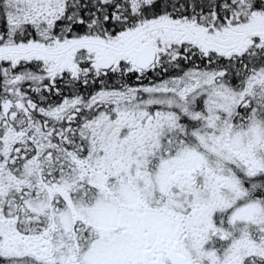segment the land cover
<instances>
[{
    "label": "snow or ice",
    "instance_id": "snow-or-ice-1",
    "mask_svg": "<svg viewBox=\"0 0 264 264\" xmlns=\"http://www.w3.org/2000/svg\"><path fill=\"white\" fill-rule=\"evenodd\" d=\"M0 264H264V0H0Z\"/></svg>",
    "mask_w": 264,
    "mask_h": 264
}]
</instances>
